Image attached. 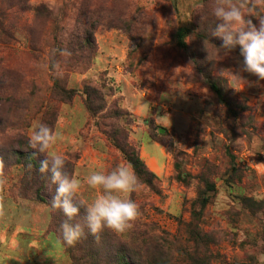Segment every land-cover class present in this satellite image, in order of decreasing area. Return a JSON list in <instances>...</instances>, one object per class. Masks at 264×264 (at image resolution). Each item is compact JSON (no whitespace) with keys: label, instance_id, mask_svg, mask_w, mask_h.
<instances>
[{"label":"rangeland","instance_id":"rangeland-1","mask_svg":"<svg viewBox=\"0 0 264 264\" xmlns=\"http://www.w3.org/2000/svg\"><path fill=\"white\" fill-rule=\"evenodd\" d=\"M252 1L264 13L258 0H241L246 11ZM215 6L216 0H0V86L29 109L28 125L13 126L7 135L31 138L42 119L37 107L51 98L59 79L78 95L70 103L51 99L53 131L63 137L51 151L75 160L73 174L82 182L90 171L108 173L119 165L138 178V189L125 197L137 203L139 214L130 228L113 232L119 241L129 242L145 226L148 238L181 235L183 241L174 243L184 245L179 223L191 220L199 196L212 185L198 219L218 257L213 264H264V81L238 73L237 54H226L209 38ZM251 18L260 19L255 11ZM180 28L191 30L186 50L177 44ZM56 61L61 75L52 69ZM204 73L221 86L233 112ZM85 86L100 92L105 117L127 115L91 118ZM13 103L17 121L22 113ZM97 121L107 130L122 129L153 175L139 177ZM95 159L101 166L88 165ZM13 163L12 156L0 157V264H73L50 233V205L18 198L14 186L25 168H10ZM99 194L82 183L77 196L88 204ZM155 245L147 251L153 261L174 264L168 254L175 246L154 253Z\"/></svg>","mask_w":264,"mask_h":264},{"label":"trees","instance_id":"trees-1","mask_svg":"<svg viewBox=\"0 0 264 264\" xmlns=\"http://www.w3.org/2000/svg\"><path fill=\"white\" fill-rule=\"evenodd\" d=\"M258 1L264 5V0ZM247 6L254 9L260 18H264V13L256 2L252 1V3H248ZM190 34L191 30L188 28L178 29L176 40L180 49H188L186 40L189 38ZM209 38L215 42V46L218 48L221 47L223 42H221L220 38L214 37L213 35H210ZM90 39H92L91 35L86 38L87 44H92V40ZM232 53L237 54L239 60H242L239 47L233 50ZM72 58L73 56H69L68 61L70 60L71 62ZM75 60L76 63H79L78 57H75ZM204 74L207 84L218 97L220 102L225 105L229 112H233V106L226 100L223 89L218 82L214 79L211 73ZM54 82V90L51 98L42 99L36 110V115H42L41 124L48 125L53 130L55 121L52 120L54 115V110L52 109L55 107H52L53 102H51V99L61 103H70L75 96L78 95L77 90H68L63 86L59 79H55ZM3 91L4 88L0 86V157H6L8 159L9 156H12L14 158L15 163L8 165L10 168L15 165H23L25 168V173L19 185L14 186L15 191L19 193L17 194L18 198L37 200L50 205L51 198L55 194L56 186L51 184L49 176L41 175L38 170L39 162L45 158L46 154H40L38 152L34 154V150L30 146V139L23 134L15 137L7 135V129L12 128L13 126L15 128H20L28 125L26 122V115L29 112L28 106H25L24 102H20L18 99L16 100L14 95L10 93L11 91H5L7 93ZM84 94L86 95L85 106L93 119L98 120L100 115L103 119H119L127 115L121 111H115L111 116L105 117L107 107L100 92L97 89L85 86ZM13 101L16 102L14 108H17L22 113V117L17 121H14L11 116L15 113L12 111V106L14 104ZM96 127L106 139L123 154L139 177L153 175V173L147 169L146 164L137 156L132 145L128 141V136L122 129L112 127L107 130L103 128L98 121L96 122ZM64 159L66 161L67 172L73 174L75 160L73 161L70 157H65ZM231 170L233 171L232 174L236 173V166L234 165ZM3 174L4 171L0 168V176ZM212 190H214V186L207 185V190L199 196V199L196 202L195 209L189 222L181 219L179 226L185 228L186 236V243L183 242L184 245L174 243L177 239L182 240L181 235L172 239L169 234L163 233L162 236L154 235L151 238L149 237V239L147 233L148 227L140 226V230L134 232L133 237L129 242L119 241L113 232L105 230L98 240L88 234L75 246L69 247L64 244L60 229V226L67 218L61 210L55 209H52L50 233L57 235L58 240L64 246L73 264H160L157 261H153V259H155L153 257L154 254H151L150 251L147 252L149 245L153 242L156 243L154 246V253L161 249H165L166 247L171 249L170 245L172 244L175 246L174 254H168V257L174 261V264H213L218 257L212 253L209 235L202 230L198 219V216L203 214L209 201L208 192ZM74 202L79 206L80 202L83 201L76 196ZM83 204L85 203L83 202ZM85 214L84 207H81V215L74 218L71 222L83 223Z\"/></svg>","mask_w":264,"mask_h":264},{"label":"clouds","instance_id":"clouds-1","mask_svg":"<svg viewBox=\"0 0 264 264\" xmlns=\"http://www.w3.org/2000/svg\"><path fill=\"white\" fill-rule=\"evenodd\" d=\"M254 9L246 11V4L241 0H216L212 15L217 23L212 35L223 43L220 49L231 54L237 47L242 60L238 61V73H246L264 81V18L254 22L251 14ZM208 41H204L207 48ZM60 52V55H65ZM52 69L57 75L62 74L61 64L56 61ZM237 78H241L237 75ZM63 137L51 127L40 124L30 138V146L40 154H46L39 162V173L49 176L55 185V194L50 207L61 210L66 221L60 226L64 244L75 246L82 238L90 234L99 239L105 230L122 233L130 228L138 216V205L125 197L136 191L139 181L127 165H119L108 173L90 171L82 182L76 175L66 170V161L61 154L51 151L53 145ZM82 183L99 194L91 203L80 205L74 202ZM85 209L84 222L72 223ZM87 230V231H85Z\"/></svg>","mask_w":264,"mask_h":264},{"label":"crops","instance_id":"crops-1","mask_svg":"<svg viewBox=\"0 0 264 264\" xmlns=\"http://www.w3.org/2000/svg\"><path fill=\"white\" fill-rule=\"evenodd\" d=\"M92 150H93V149H92ZM92 150H91V153L94 154L95 156H97V155H101L100 153H98V152H94V151H92ZM88 165H89V166H101V164L99 163V161H97V159H95V161L92 160V162H90ZM80 166H81V165H80Z\"/></svg>","mask_w":264,"mask_h":264}]
</instances>
